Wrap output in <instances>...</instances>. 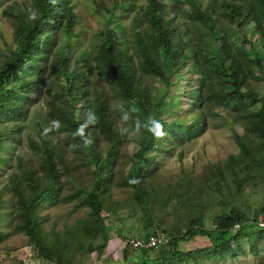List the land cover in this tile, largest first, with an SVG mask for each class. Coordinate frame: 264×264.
Here are the masks:
<instances>
[{
  "label": "rangeland",
  "instance_id": "rangeland-1",
  "mask_svg": "<svg viewBox=\"0 0 264 264\" xmlns=\"http://www.w3.org/2000/svg\"><path fill=\"white\" fill-rule=\"evenodd\" d=\"M36 1L0 0V73L3 62L16 49V20L12 16L29 20L35 14ZM196 1L203 11L212 14L217 21L215 31L228 36L236 53L257 52L264 67V47L246 23L247 29L239 33L237 25L221 17L215 0ZM147 3L148 0H71L79 22L73 38L69 40L60 28L48 32L35 73L25 77L34 85L40 83L41 89L31 91L27 97L10 92L15 86L11 83L2 92L4 105L16 107L21 113L0 118V264H135L170 255L168 244L151 250L135 249L134 243L144 242L147 234L168 242L194 225L212 228L215 219L232 211L242 212L250 222L264 217V142L245 133L241 123L247 112L231 100L217 97L221 89L218 82L211 87L202 84L192 58L182 72L167 69L169 63L149 43L146 32L145 40L161 58L167 76L162 81L139 73L141 60L134 36L147 27L140 20ZM163 4L177 31L192 39V57L208 43L207 47L217 51L219 43L214 34L190 20L192 6L174 8L168 0ZM106 24L120 29L124 38L121 46L128 49L123 62L134 65L138 83L150 92L153 105L161 106L163 120L167 121L150 142L147 157L151 164L147 175L140 178L141 196L135 183H129L145 139L140 116L136 115L137 109L127 108L116 87L103 81L94 67ZM66 53L71 58L66 72L70 76L63 73L61 56ZM243 65L248 79L244 91L262 96L264 73L251 61ZM68 79H74L72 82L80 88ZM54 101L65 114L75 115L90 143L71 144L72 133L59 128L44 133L46 127H51L49 104ZM100 103L106 107L114 146L102 133L96 117L93 122L88 115L89 107ZM170 125L175 126L171 129ZM196 125L199 129L190 134V128ZM238 139H245L248 150L255 151L263 145L260 155L252 153V158L245 161L249 166L239 160L231 163L232 157L243 154ZM49 161L51 170L47 167ZM45 189L51 191V196L41 199L33 209L46 242V258L21 231L26 209L19 205L18 198L25 195L24 199H31ZM93 193L102 201L101 218L108 235L101 258L96 252L102 247L101 229L85 204ZM126 243L127 252L123 250ZM209 246L206 238L198 237L180 243V250L192 254L188 264H264V238L258 240L256 235L233 243L236 254L222 259L200 253Z\"/></svg>",
  "mask_w": 264,
  "mask_h": 264
},
{
  "label": "trees",
  "instance_id": "trees-1",
  "mask_svg": "<svg viewBox=\"0 0 264 264\" xmlns=\"http://www.w3.org/2000/svg\"><path fill=\"white\" fill-rule=\"evenodd\" d=\"M174 6L178 8L180 5H190L193 10L190 14V20L194 23L201 24L207 30L214 34V39L219 43V47L216 52L212 51V48L207 47L209 43L203 47L200 54L194 53L192 39L184 38L180 31L174 26V22L167 17V5L163 4V0H148L147 6L144 7L141 16V22L146 23V29L141 33L136 32L134 36L135 50L140 55V64L138 65V71L141 75L151 76L155 79L162 81L166 80L167 73L162 65L161 58L156 56L149 44L146 42L144 32L148 34L151 42H149L155 49H157L163 59L169 63L167 69H173L174 72H182L184 66L189 59H193L194 68L201 77L202 84L208 83L215 84V81L221 85L217 97H225L228 100L234 102L237 108L247 112V118L244 122H240L243 126L245 133H250L258 139L260 142H264V94L259 96L258 93L253 91H244L243 87L246 86L247 76L244 68V61L253 62L264 73V67L262 66L263 59L259 53L242 52L236 53L232 47L226 34H219L215 31L217 21L210 12L203 11L198 5L196 0H168ZM215 5L218 7L222 14V18L228 19L233 25H237L239 33L247 28H251V32L257 34V42L264 47V0H215ZM114 16V14H112ZM12 18L16 20V49L11 53V56L5 59L0 73V118L2 115L14 114L19 115L21 111L16 107H8L4 105L2 92L7 90V86L14 83L15 86L9 89L10 92H20L22 95L29 97V94L33 90H40V83L34 85L32 82L25 79L28 75H33L35 69L38 66L39 60L42 59L41 51L43 44L46 42V34L52 29L60 28L66 37L70 40L74 36V31L78 26V16L75 12V7L71 4V0H37L35 14L29 20L23 17L13 15ZM249 21V23H247ZM176 25V24H175ZM124 38L121 37L119 28H111L109 24H106L103 31V39L101 45L94 56L95 69L97 75L106 83L114 85L119 91V95L124 104L129 109H137V116H140L141 130L144 134V141L140 145L139 152L137 154L138 162L135 169L134 176L130 179H136V187L139 189V196L142 195L141 189V176L147 175L148 166L151 162L148 160L147 152H150L152 139L157 129H153L152 132L148 131L150 121H159L160 125H167V121L163 120V109L160 105H153L151 102V95L148 90L142 88L141 83L137 80L136 68L129 63L123 62V56L128 49H124L121 45ZM202 43V42H200ZM252 47V44L249 43ZM192 45V46H191ZM244 48V45H243ZM192 52V53H191ZM61 61L66 73L71 58L70 54L66 53L61 56ZM128 60V57H126ZM217 78V79H216ZM74 79H68V82L77 88H80L72 81ZM211 90V89H210ZM212 92V90H211ZM54 100V99H53ZM56 101V100H55ZM54 103L49 104L51 111L50 116L52 121L59 120V129L66 133H72L71 144L79 143L83 145V139L87 138L86 133L84 136L74 135L79 127V122L76 120L75 115L65 114L62 109ZM173 106L171 103L170 108ZM105 106L103 104L91 105L88 110V115L94 116L102 127V133L108 137L112 146L115 144L113 131L108 124V118L105 115ZM92 121L94 122L95 119ZM162 125V126H163ZM175 125H170L173 129ZM194 134V130L199 129V125H196L194 129L190 128ZM57 130V128H55ZM184 131V130H183ZM175 132V131H173ZM176 135H178L175 132ZM186 136L190 135L184 131ZM238 142L242 148L243 154L241 157H232L231 163H237V160L244 162L251 159L253 154L260 155L263 152V145L260 144V149L248 150L244 144L245 139H238ZM47 146V145H45ZM44 148H47L45 147ZM38 148V147H36ZM50 157L49 154H47ZM48 162V169H50ZM53 167V166H52ZM50 190H44L41 195L33 196L31 199L27 197L18 196L19 205L26 209L24 216V224L21 227V231L25 233L32 244L36 247L37 251L46 258L43 253L46 251L47 246L44 238L41 235L39 223L34 217L35 205L44 197H50ZM45 199V198H44ZM140 200V198L138 197ZM140 202H142L140 200ZM86 206L91 209V215L94 219V223H97V227L101 229L102 234V247L96 249L98 257L104 255L105 249L108 243V235L105 230L104 223L101 218L103 210L102 201L95 193L90 194L86 201ZM239 225L240 228L235 230V227ZM257 236L258 240L264 238V230L257 228V221L250 222L247 220L245 214L240 211H232L222 215L220 218L215 219L214 226L212 228H206L204 225L193 226L185 234L181 236H174L168 242L170 249V255L166 258L159 259H144L135 264H188L189 258L192 256L190 253H185L180 250V243H189L196 238H206L210 245L205 249H201L202 255L208 257L224 258L226 255H235V251L232 249L233 243H238L245 237ZM150 234H147L144 242H148ZM161 237V236H159ZM143 241V240H142ZM127 243L124 247V251L127 252ZM239 246V245H237ZM159 248V247H158ZM157 249V248H155ZM141 249L139 251H143ZM145 252V251H144ZM146 254V253H145Z\"/></svg>",
  "mask_w": 264,
  "mask_h": 264
},
{
  "label": "built area",
  "instance_id": "built-area-1",
  "mask_svg": "<svg viewBox=\"0 0 264 264\" xmlns=\"http://www.w3.org/2000/svg\"><path fill=\"white\" fill-rule=\"evenodd\" d=\"M239 228L240 226L237 225L235 227V230H238ZM257 228L260 230H264V217H261L260 219L257 220ZM165 244H167V242L163 237L151 236L148 242H142V241L135 242L134 247L137 250H141V249L151 250L163 246Z\"/></svg>",
  "mask_w": 264,
  "mask_h": 264
},
{
  "label": "clouds",
  "instance_id": "clouds-1",
  "mask_svg": "<svg viewBox=\"0 0 264 264\" xmlns=\"http://www.w3.org/2000/svg\"><path fill=\"white\" fill-rule=\"evenodd\" d=\"M90 119L94 120L95 117L90 116ZM59 127H60V121L59 120H53V121H51V127H46L43 131H44V133H47V132L51 131L52 129L59 128ZM83 127L84 126L82 125L80 128H78L76 133H74V135H79V136L83 137L84 136ZM161 128H162V126L160 125L159 121L152 120L149 123L148 131L152 132L153 129H161ZM83 143L85 145H87L88 143H90V141L87 138H84ZM129 183H131V184L137 183V180L136 179H130Z\"/></svg>",
  "mask_w": 264,
  "mask_h": 264
}]
</instances>
